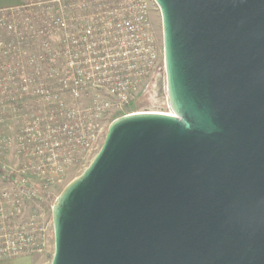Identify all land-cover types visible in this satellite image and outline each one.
<instances>
[{
    "label": "water",
    "instance_id": "water-1",
    "mask_svg": "<svg viewBox=\"0 0 264 264\" xmlns=\"http://www.w3.org/2000/svg\"><path fill=\"white\" fill-rule=\"evenodd\" d=\"M154 1L172 115L110 125L52 264H264V0Z\"/></svg>",
    "mask_w": 264,
    "mask_h": 264
},
{
    "label": "built area",
    "instance_id": "built-area-1",
    "mask_svg": "<svg viewBox=\"0 0 264 264\" xmlns=\"http://www.w3.org/2000/svg\"><path fill=\"white\" fill-rule=\"evenodd\" d=\"M152 4L23 0L0 12V109L31 113L14 137L0 132L3 159H14L0 163V177L27 201L91 157L108 115L134 102L154 74L161 50ZM9 198L0 192V260L33 254L45 239L2 207Z\"/></svg>",
    "mask_w": 264,
    "mask_h": 264
},
{
    "label": "rangeland",
    "instance_id": "rangeland-1",
    "mask_svg": "<svg viewBox=\"0 0 264 264\" xmlns=\"http://www.w3.org/2000/svg\"><path fill=\"white\" fill-rule=\"evenodd\" d=\"M151 26L159 46L160 60L159 64L147 83L141 89L136 100L126 105L122 110L112 111L105 122V135L99 143L97 151L89 158L81 161L75 168L71 169L66 177L59 184H56L49 190H43L40 187L35 200L27 201L21 197L18 190L9 181L0 177V192H7L9 200L3 203L4 209L14 213V218L21 225H27V228L42 229L45 235L44 245L36 251L35 255L43 264H52L55 253L54 227H53V208L54 205L64 191V189L75 179L80 177L86 169L91 165L96 155L99 153L110 125L117 119L135 113L153 112V113H169L170 107L167 94V75L165 71L164 61V39H163V22L159 7L154 9L151 7ZM88 102V101H87ZM4 105L0 101V106ZM31 115L27 111L21 112L20 116L14 117L13 113L8 109H0V132L8 137H14L17 132L24 126L27 116ZM11 165L14 163L12 155L7 159H3L2 151H0V163Z\"/></svg>",
    "mask_w": 264,
    "mask_h": 264
},
{
    "label": "crops",
    "instance_id": "crops-1",
    "mask_svg": "<svg viewBox=\"0 0 264 264\" xmlns=\"http://www.w3.org/2000/svg\"><path fill=\"white\" fill-rule=\"evenodd\" d=\"M23 0H0V12L3 10L16 8ZM0 264H43L35 254L19 255L0 260Z\"/></svg>",
    "mask_w": 264,
    "mask_h": 264
},
{
    "label": "trees",
    "instance_id": "trees-1",
    "mask_svg": "<svg viewBox=\"0 0 264 264\" xmlns=\"http://www.w3.org/2000/svg\"><path fill=\"white\" fill-rule=\"evenodd\" d=\"M4 173L2 172V170L0 169V175H3Z\"/></svg>",
    "mask_w": 264,
    "mask_h": 264
}]
</instances>
